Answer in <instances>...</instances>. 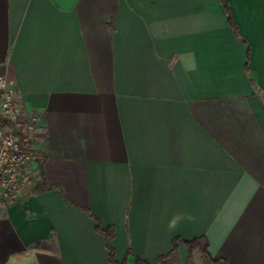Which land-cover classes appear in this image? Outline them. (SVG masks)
Segmentation results:
<instances>
[{
    "label": "crops",
    "instance_id": "crops-1",
    "mask_svg": "<svg viewBox=\"0 0 264 264\" xmlns=\"http://www.w3.org/2000/svg\"><path fill=\"white\" fill-rule=\"evenodd\" d=\"M228 2L0 0L44 155L0 264H113L98 226L126 264H264V0Z\"/></svg>",
    "mask_w": 264,
    "mask_h": 264
},
{
    "label": "built area",
    "instance_id": "built-area-1",
    "mask_svg": "<svg viewBox=\"0 0 264 264\" xmlns=\"http://www.w3.org/2000/svg\"><path fill=\"white\" fill-rule=\"evenodd\" d=\"M38 119L22 111L14 81L0 72V209L5 210L36 178L42 161Z\"/></svg>",
    "mask_w": 264,
    "mask_h": 264
},
{
    "label": "trees",
    "instance_id": "trees-1",
    "mask_svg": "<svg viewBox=\"0 0 264 264\" xmlns=\"http://www.w3.org/2000/svg\"><path fill=\"white\" fill-rule=\"evenodd\" d=\"M222 2H223L224 6H225V8H226V10H227V12H228V14H229V21H230L231 25H232L234 28H237V26H236V24H235V22H234V19H233V17H232V13H231V9H230V5H229L228 0H222ZM109 27H110L111 29H113V21H111V22L109 23ZM246 68H247V70L249 69V62H247V64H246ZM38 151H39V153H40L41 156H42V161L40 162V167H41V169H42V167H43V162H44V155H43V152H42V150L40 149L39 146H38ZM98 227H99V229H100V230L105 234V236H106L107 245H108V247H109V249H110V261H111L113 264H126V260H124L123 262H118V261H117V259H116V254H115V250H114L113 246L111 245V240H112V238L114 237V234H115V229H114V227H112V226H109V227H106V228H102V227H100V226H98ZM198 240H199V238H198V239L191 240V241H186V243H187L190 247H192L193 244H194L195 242H197ZM176 243H177V240L174 241V247H173L171 253L177 251V244H176ZM204 254H205V256H206V257L212 262V264H221V259H215V258H213V257L211 256V254H210V252H209V250H208V245H207V246L205 247V249H204ZM167 256H168V255H163V256H161V257H160V261H159V263H160V264H165V258H166ZM190 260H191L192 264H196L195 259H194V257H193V253H192L191 250H190ZM137 264H150V263H148V262H146V261H144V260H142V259H140V258H137Z\"/></svg>",
    "mask_w": 264,
    "mask_h": 264
},
{
    "label": "rangeland",
    "instance_id": "rangeland-1",
    "mask_svg": "<svg viewBox=\"0 0 264 264\" xmlns=\"http://www.w3.org/2000/svg\"><path fill=\"white\" fill-rule=\"evenodd\" d=\"M207 262V261H206ZM209 264V262H207Z\"/></svg>",
    "mask_w": 264,
    "mask_h": 264
}]
</instances>
